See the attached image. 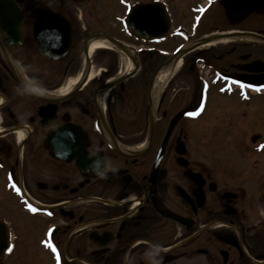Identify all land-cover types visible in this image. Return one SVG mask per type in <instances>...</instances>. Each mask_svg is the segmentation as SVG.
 <instances>
[{
  "label": "flooded vegetation",
  "instance_id": "flooded-vegetation-1",
  "mask_svg": "<svg viewBox=\"0 0 264 264\" xmlns=\"http://www.w3.org/2000/svg\"><path fill=\"white\" fill-rule=\"evenodd\" d=\"M88 1L10 0L18 11L0 13V211L13 200L0 264L25 246L38 264H264V0H93L125 11H82ZM219 1L236 30L204 31ZM151 4L168 14L163 39L127 25ZM248 18L253 29L238 30ZM130 25L161 33L149 19ZM243 34L260 41L242 48ZM69 36L63 56L40 54ZM105 38L132 72L119 51L90 50Z\"/></svg>",
  "mask_w": 264,
  "mask_h": 264
},
{
  "label": "rangeland",
  "instance_id": "rangeland-1",
  "mask_svg": "<svg viewBox=\"0 0 264 264\" xmlns=\"http://www.w3.org/2000/svg\"><path fill=\"white\" fill-rule=\"evenodd\" d=\"M181 1V6L182 7H184L186 10H188V6H187V3H191V4H193L196 0H180ZM221 1H219L216 5H215V8H214V10L208 15V17H206V19H205V24L203 25V27H204V31H208V30H212V28L211 27H213L215 24H217V22H220L221 23V28H220V30L219 31H231V30H236V29H230L232 26H230V25H228V23L230 22L229 20H226L225 18H223V15H222V13H221V11H222V7H221V3H220ZM74 6L75 5H73V4H70L69 5V10H74ZM81 10L82 11H85V12H100V11H125V9H124V7L121 5V4H119V8H117V6L115 5V6H111L110 4H103V3H95L94 4V2H93V0H89L88 2H85V3H82L81 5ZM187 6V7H186ZM230 16V15H229ZM191 17V16H190ZM190 17L188 18V21H190ZM231 17V16H230ZM251 18V17H250ZM187 20V19H186ZM204 23V22H203ZM255 24V23H254ZM253 23H252V21H251V19H247V20H245L243 23H241V25H240V27H239V29L238 30H241V31H246V30H251V29H253L252 27L253 26H255ZM256 28H259V27H256ZM218 31V32H219ZM218 34V33H217ZM254 37V36H253ZM228 41L230 40L229 38H226ZM219 40H221V39H219ZM256 42L257 41H243V42H240V43H243V44H240V46L242 47V48H245L246 47V45H244V44H250V45H256ZM213 43V42H212ZM260 43V42H259ZM168 44V43H167ZM166 44V46H168V48L170 49V50H172L173 49V47L176 45V43H173V44H171V45H167ZM227 44V42L226 43H219L218 45H216L215 44V48H213L214 50H216V52H217V48L221 45V46H223V45H226ZM212 48V46L210 47H208L207 49H211ZM213 49H211L209 52H211ZM187 52V51H186ZM219 52H220V50H219ZM122 55V54H121ZM117 58H118V60H119V55L117 54ZM122 58V59H121ZM172 61L174 60V58H172L171 59ZM121 64H122V68L123 69H126L127 70V67H126V65H125V63H124V60H123V56H120V61H119ZM169 63V66H173L174 67V65H173V62H171V61H169L168 62ZM121 66V65H120ZM173 74V73H172ZM172 74L170 75V76H172ZM182 75H188V74H185V73H182ZM41 86H48V84H44V83H42L41 84ZM40 87V86H39ZM76 87V86H75ZM72 89V88H71ZM214 96H216L215 95V93H214ZM185 99H186V97H185ZM184 99V100H185ZM225 99H221V102L222 101H224ZM262 105H264V102L262 103ZM238 105H236V104H233L232 106H231V108L233 109V108H235V107H237ZM214 122H216V120L214 121ZM262 129L264 130V127H262ZM247 133V135H248V131L246 132ZM255 135H256V133H255ZM264 135V134H263ZM249 137H251L250 135H248ZM251 139V138H250ZM262 140H264V136H262V138H261ZM10 196H6L5 197V200H6V205H4V206H6V208L5 207H2L3 209H6V210H1L0 211V218H3V217H8V214H10V213H8V208H9V205L7 204V203H12V201L13 200H10ZM5 214H7V216L5 215ZM33 225V224H32ZM11 227L13 228V230H17L18 232H19V225L17 224V226H16V224H15V221H14V223L11 225ZM34 227H35V232L36 233H38L39 232V225H37V224H34ZM34 247H35V249H34V251L35 250H38L37 249V247L35 246V244H34ZM25 249H27V246H25V247H22L21 248V250H19V251H17L16 253V255H14L15 256V258L13 257V258H11V260L13 259L14 261H13V264H38V260H37V256H35V254L33 253V254H29V253H27V252H24L23 250H25ZM34 255V256H33ZM44 257V256H43ZM42 257V258H43ZM3 264H10V263H3Z\"/></svg>",
  "mask_w": 264,
  "mask_h": 264
},
{
  "label": "water",
  "instance_id": "water-1",
  "mask_svg": "<svg viewBox=\"0 0 264 264\" xmlns=\"http://www.w3.org/2000/svg\"><path fill=\"white\" fill-rule=\"evenodd\" d=\"M155 8H158L157 6L154 5H146V6H140L139 8H137L136 10H134L131 15H130V19L128 20V26L135 31L140 37H148L147 34H145L143 32V30L140 28L141 26H133L130 25V20L135 18L138 20V22H142L143 20L148 21L149 19V24L151 27L153 28H161V34L158 36H162L164 37L168 28H169V21L167 18V14L164 12V10L162 8H159V15L154 13ZM15 10V11H14ZM17 12L18 10L15 8V6L9 1V0H1L0 1V13H9V12ZM158 18H160V21L162 22V25H158ZM57 32H48L47 34H45V36L47 38H53L55 37ZM70 37V36H69ZM72 38L70 37L69 41H65L64 46L62 47L61 50L56 51L53 48L55 47L54 45L51 44H55L53 43L52 40L47 39L46 42H42L40 43V54L50 57L51 55H54V53L56 52H61V56H63L64 54H66L68 52L70 43ZM5 237H7V232H6V228L4 225L0 224V259L3 255V250L5 248L6 245V239Z\"/></svg>",
  "mask_w": 264,
  "mask_h": 264
},
{
  "label": "bare ground",
  "instance_id": "bare-ground-1",
  "mask_svg": "<svg viewBox=\"0 0 264 264\" xmlns=\"http://www.w3.org/2000/svg\"><path fill=\"white\" fill-rule=\"evenodd\" d=\"M235 37H238L237 38L238 41H260L259 39L255 38L251 35H244L243 34V35H235ZM226 42H228L227 39H221L218 41H213V43L212 42L208 43L205 46H211V45H215V44H219V43H226ZM98 49H112V50L119 51L123 55L125 65L127 67L126 73L128 74L134 70V63H133L130 55H126L122 51L118 50L116 45H114L111 41H109L107 39L92 40L90 42V50L94 51V50H98ZM172 70H173L172 66H169L167 68H163L160 71V73L158 74V80L156 81V83L158 85H161L162 81H166V79L171 75ZM77 83H78V79H76V78L70 79L65 90L70 91L71 88H73ZM20 137H23V135H20Z\"/></svg>",
  "mask_w": 264,
  "mask_h": 264
},
{
  "label": "snow or ice",
  "instance_id": "snow-or-ice-1",
  "mask_svg": "<svg viewBox=\"0 0 264 264\" xmlns=\"http://www.w3.org/2000/svg\"><path fill=\"white\" fill-rule=\"evenodd\" d=\"M17 191H19V189H17ZM50 247H51V245H50Z\"/></svg>",
  "mask_w": 264,
  "mask_h": 264
}]
</instances>
